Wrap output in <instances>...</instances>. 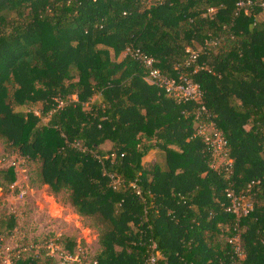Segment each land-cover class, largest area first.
<instances>
[{"label": "trees", "instance_id": "trees-1", "mask_svg": "<svg viewBox=\"0 0 264 264\" xmlns=\"http://www.w3.org/2000/svg\"><path fill=\"white\" fill-rule=\"evenodd\" d=\"M238 1L0 0V144L89 219L98 246L82 264H264V0ZM132 50L200 96L176 101ZM155 149L161 164L142 161ZM14 181L0 167L3 194ZM248 185L251 210L225 211ZM15 226L0 214V243ZM9 262L54 263L20 249Z\"/></svg>", "mask_w": 264, "mask_h": 264}, {"label": "rangeland", "instance_id": "rangeland-1", "mask_svg": "<svg viewBox=\"0 0 264 264\" xmlns=\"http://www.w3.org/2000/svg\"><path fill=\"white\" fill-rule=\"evenodd\" d=\"M31 107L38 113L39 103ZM42 121L45 120L42 118ZM152 159L161 164L162 151L150 150L142 161L147 163ZM221 160L223 159L218 157L215 165L221 164ZM8 165L14 167L15 181L10 193L3 194L0 191V214L5 210L12 212L16 217V226L11 235L0 243V264H10V258L19 249L40 257L49 255L53 264H65L62 260L65 248L55 241L60 236L81 241V247H84L87 256H91L98 245L96 232L89 219L74 212L65 193L53 195L47 185L38 184L34 180L33 163H28L14 154H4L0 144V167ZM76 264H82V261ZM83 264L88 262L85 260Z\"/></svg>", "mask_w": 264, "mask_h": 264}, {"label": "built area", "instance_id": "built-area-1", "mask_svg": "<svg viewBox=\"0 0 264 264\" xmlns=\"http://www.w3.org/2000/svg\"><path fill=\"white\" fill-rule=\"evenodd\" d=\"M237 5H242V1H238ZM133 51V52H132ZM131 53L134 58L141 60L143 65L147 68V75L145 79L150 83L161 86L167 93H169L176 101H188L200 96L198 85L188 79L185 75H178L177 79L168 78L159 73L155 68H152V61L150 58L140 54L137 50H132ZM196 51H190L187 59V64L193 62L197 57ZM211 125V124H210ZM200 132L205 136V140L211 146L213 154H216L220 159L224 158V140L219 132L212 126L204 125L200 128ZM222 162V161H221ZM224 163V162H222ZM225 163L230 165V160H225ZM249 186L244 192L233 193L227 191L228 204L225 211L232 213L235 217L245 216L251 210V198L249 194ZM230 241V240H229ZM154 248V245L151 246ZM238 251V247L235 248ZM86 250L84 247L77 245L76 250L72 253H65L62 256L63 263L72 264L80 262L81 257L84 256ZM94 264V263H93ZM145 264H155V254H150L145 261Z\"/></svg>", "mask_w": 264, "mask_h": 264}]
</instances>
